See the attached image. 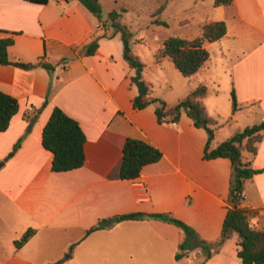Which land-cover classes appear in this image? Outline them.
<instances>
[{
  "label": "crops",
  "instance_id": "0c3cea01",
  "mask_svg": "<svg viewBox=\"0 0 264 264\" xmlns=\"http://www.w3.org/2000/svg\"><path fill=\"white\" fill-rule=\"evenodd\" d=\"M98 1L103 9V0ZM212 9L216 17L210 21H224L226 33L204 42L209 59L188 77L193 81L186 92L206 86L202 103L217 121L212 141L217 145L223 140L217 137L223 128L217 117L229 113L214 99L209 111L210 84L214 93L220 81L225 90H234L236 128L241 130V120L246 126L264 121V0H232ZM109 12L98 19L78 0H0V38L13 36L8 58L40 63L0 64V90L18 103L9 126L0 131V264H200V247L176 260L183 232L168 219L150 215L178 218L205 241L220 235L230 207V160L203 159L207 133L183 110L177 122L159 123L156 103L133 108L135 70L123 58L121 34L111 27ZM95 38L94 53L83 54ZM161 60L154 59V65ZM145 81L152 90V82ZM54 106L75 119L85 135V162L79 168L51 170L52 153L41 136ZM127 137L162 153L133 180L119 177ZM19 138V148L7 157ZM243 158L261 170L245 181L243 206L258 212L251 225L264 226V132L255 155L243 152ZM133 212L144 218L119 219ZM99 220L108 225L88 232ZM28 228L33 235L15 247ZM236 248L231 235L205 264H241Z\"/></svg>",
  "mask_w": 264,
  "mask_h": 264
},
{
  "label": "trees",
  "instance_id": "16d2710c",
  "mask_svg": "<svg viewBox=\"0 0 264 264\" xmlns=\"http://www.w3.org/2000/svg\"><path fill=\"white\" fill-rule=\"evenodd\" d=\"M34 3L44 4L47 0H28ZM98 19L101 18V5L98 0H78ZM232 0H213V6L229 5ZM162 3L153 13V16L164 9ZM125 9L122 8V11ZM111 26L119 31L123 43V58L129 66L134 68L135 74L131 77V82L136 85L138 93L132 99L133 108L141 109L150 103H156L155 115L159 123H175L179 120L181 111L192 120L195 127L205 129L207 140L203 148V159L209 160L218 157L228 158L231 163V177L228 193L227 209L223 219L219 237L214 241H205L199 238L196 231L184 221L170 216L168 221L176 225L183 232V239L177 245L175 259L179 260L187 255L195 247L201 248L203 260L200 264H205L215 252L218 251L223 242L232 234L238 236L236 255L242 264H264V226H253L250 224L252 217L258 212L243 206L244 183L261 170L254 169L250 160L243 158V152L254 156L257 151V143L262 139L264 132V121L247 125L243 129L236 131L226 139L213 145L212 141L215 133L216 119L209 116L202 103L207 88L203 84L197 85L176 103L169 105L163 99L151 95L152 90L142 77L144 63L135 55L129 46L131 33L125 25L118 22L120 13L112 10L107 15ZM155 22H157L155 20ZM159 23V22H157ZM164 25L165 22H161ZM201 35L193 39H185L177 36L167 37L160 47L155 50L156 61L167 58L174 67L184 77L194 75L209 59V51L203 46L204 42H214L226 33V24L222 20L204 22L201 25ZM98 38L86 44L82 53L91 55L98 46ZM13 44V36L0 38V64L13 66L35 67L40 63H24L21 61H11L8 58V48ZM47 70L53 67L42 64ZM232 109H237V102L234 90L231 92ZM17 100L0 90V131H4L9 126L11 117L17 112ZM42 146L52 153L51 170L54 172L68 171L81 167L85 162V135L79 123L68 116L61 108L54 106L49 118L42 129ZM21 138H19L7 157L12 156L19 148ZM162 156L161 151L154 145L140 139L127 137L122 146V157L119 168L121 179H136L142 168L151 163L157 162ZM144 214L133 212L122 214L119 219H142ZM108 225L107 220H99L88 232L104 228ZM34 233V229L28 228L22 236L14 241L15 247L19 248Z\"/></svg>",
  "mask_w": 264,
  "mask_h": 264
},
{
  "label": "rangeland",
  "instance_id": "374dc122",
  "mask_svg": "<svg viewBox=\"0 0 264 264\" xmlns=\"http://www.w3.org/2000/svg\"><path fill=\"white\" fill-rule=\"evenodd\" d=\"M162 3L165 4L164 9L153 16L155 10ZM103 5L102 13H106L107 10H115L120 13L118 22L125 25L131 33L129 37L130 49L144 63L142 77L152 82L153 95L170 105L184 97L187 93V84L193 80L182 76L172 62L166 58L158 62L157 66L154 65V52L169 36L185 39L199 37L201 25L216 17L212 11L213 0H117V2L103 0ZM121 7L125 10L122 11ZM212 59H215L214 55ZM229 59L233 58H228L224 63H230ZM220 83V87H215L217 90L215 93L212 90L214 86L210 84L206 105L210 111L214 99L224 111H227L226 113H229L225 118L217 117L218 122L223 124L217 137H222L224 140L240 129L235 127L231 116L234 112L230 108L231 94L225 90V83L223 81ZM244 121H239L241 129L246 126ZM246 123L250 125L252 122ZM250 223H252L251 220ZM232 235L238 240L236 234Z\"/></svg>",
  "mask_w": 264,
  "mask_h": 264
},
{
  "label": "water",
  "instance_id": "95a60500",
  "mask_svg": "<svg viewBox=\"0 0 264 264\" xmlns=\"http://www.w3.org/2000/svg\"><path fill=\"white\" fill-rule=\"evenodd\" d=\"M2 162H0V164H1ZM150 216H152V217H157V218H159V219H161V220H167L168 219V214H159V215H150ZM116 218H114V220H115Z\"/></svg>",
  "mask_w": 264,
  "mask_h": 264
}]
</instances>
